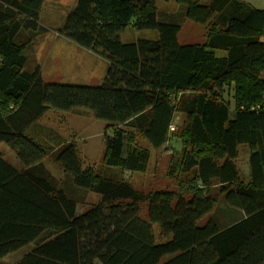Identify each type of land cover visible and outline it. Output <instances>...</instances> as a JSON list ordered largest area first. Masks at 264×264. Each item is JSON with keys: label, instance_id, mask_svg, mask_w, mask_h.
<instances>
[{"label": "trees", "instance_id": "1", "mask_svg": "<svg viewBox=\"0 0 264 264\" xmlns=\"http://www.w3.org/2000/svg\"><path fill=\"white\" fill-rule=\"evenodd\" d=\"M44 1L0 0V143L22 165L0 156V258L36 241L14 264H264V9L242 0H176L186 18L207 25L205 43L179 44L180 22L160 19L154 0H76L58 32L107 63L100 84L81 85L46 82L39 66L24 69L18 36L38 28ZM129 24L155 29L158 37L123 43L119 33ZM224 88L233 90V107ZM73 108L105 121L103 161L129 172L144 171L149 159L132 130L159 148L180 113L177 168L194 173L195 187L187 195L168 189L145 195L83 169L67 142L54 160L75 187L100 195L78 214L42 163L46 145L27 132L47 110ZM241 143L249 146L247 184L233 163ZM213 180L243 216L200 226L217 202ZM152 223L170 238L157 241Z\"/></svg>", "mask_w": 264, "mask_h": 264}, {"label": "rangeland", "instance_id": "2", "mask_svg": "<svg viewBox=\"0 0 264 264\" xmlns=\"http://www.w3.org/2000/svg\"><path fill=\"white\" fill-rule=\"evenodd\" d=\"M199 4H208L211 0H195ZM249 5L264 9V0H242ZM76 0H45L41 7L36 30H24L18 36V41L25 43L23 53L26 57L24 69L33 72L39 66L40 74L46 82H61L81 85H98L101 83L107 63L96 54L87 51L66 38L60 37L59 28L67 13L73 8ZM159 18L166 14L165 21L180 22L177 33L179 44H203L206 42L207 25L193 22L184 16V7L176 0H154ZM155 29H136L129 24L119 33L123 43L134 42L137 39H156ZM217 57L226 55L224 50H212ZM232 88H224L223 97L229 100L233 107ZM183 116L175 113L173 116L174 130L182 123ZM105 121L96 119L90 111L83 108H73L68 111L47 110L33 125L28 128V134L40 140L48 149L44 157V165L55 179L58 186L66 190L78 203V212L100 201V195L77 188L73 185L69 173L64 172L54 160L53 153L64 143L72 142L83 169H91L95 173L112 180L129 182L135 189L145 195L154 190L168 189L187 195L196 185L192 171L183 172L177 168L178 154L182 148L180 140L170 130L168 140L163 146L153 148L135 130H132L133 142L147 148L149 159L144 171H123L108 165L103 161ZM0 153L12 164L20 166L15 153L3 142L0 143ZM249 146L246 143L238 145V155L233 159L239 180L243 184L250 181ZM212 195L217 202L212 211L198 220V225H204L209 219H216L220 226H225L235 220L242 211L226 204L220 195L216 180L212 181ZM146 202L139 205L140 217L147 219ZM157 241H166L160 233L157 223H152ZM27 247L22 248L25 249ZM165 256L163 259H167Z\"/></svg>", "mask_w": 264, "mask_h": 264}, {"label": "crops", "instance_id": "3", "mask_svg": "<svg viewBox=\"0 0 264 264\" xmlns=\"http://www.w3.org/2000/svg\"><path fill=\"white\" fill-rule=\"evenodd\" d=\"M60 37H62L61 35H59ZM88 51V50H87ZM107 68V67H106ZM36 139V138H35ZM38 140V139H37ZM40 141V140H39ZM41 142V141H40ZM0 156L5 160V161H7L8 163H10L11 165H13L14 167H16L17 169H21L22 168V165H21V163H20V166H16V165H14V164H12L11 162H9L1 153H0ZM42 163L44 164V158H43V160H42ZM46 167V166H45ZM47 168V167H46ZM48 170V169H47ZM51 175V174H50ZM53 177V176H52ZM61 187V186H60ZM62 188V187H61ZM65 192H66V190L65 189H63ZM67 193V192H66ZM68 194V193H67ZM71 198H73L75 201H76V212L79 214V213H81V212H83L84 210H82V211H80V212H78V210H77V208H78V203L79 202H77V200L73 197V196H71L70 194H68ZM243 215L242 214H240L235 220H233L232 222H234V221H236V220H238L239 218H241ZM232 222H230V223H232ZM229 223V224H230ZM35 244H36V241H33V242H30V243H28L27 245H25V246H23V247H21V248H19L18 250H16V251H13V252H11V253H9V254H7V255H5V256H3V257H1L0 258V263L1 264H14V263H16L25 253H27L28 251H30L34 246H35ZM24 247H27V248H25V249H23L22 250V248H24Z\"/></svg>", "mask_w": 264, "mask_h": 264}, {"label": "built area", "instance_id": "4", "mask_svg": "<svg viewBox=\"0 0 264 264\" xmlns=\"http://www.w3.org/2000/svg\"><path fill=\"white\" fill-rule=\"evenodd\" d=\"M170 130H174V127L173 125L170 124V127H169Z\"/></svg>", "mask_w": 264, "mask_h": 264}]
</instances>
